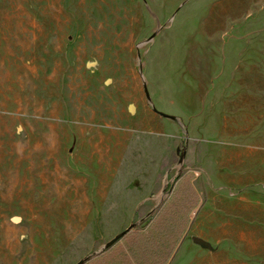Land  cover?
Here are the masks:
<instances>
[{"label": "rangeland", "instance_id": "rangeland-1", "mask_svg": "<svg viewBox=\"0 0 264 264\" xmlns=\"http://www.w3.org/2000/svg\"><path fill=\"white\" fill-rule=\"evenodd\" d=\"M113 178L142 228L189 180L187 264H264V0H0V264L97 253Z\"/></svg>", "mask_w": 264, "mask_h": 264}, {"label": "crops", "instance_id": "crops-1", "mask_svg": "<svg viewBox=\"0 0 264 264\" xmlns=\"http://www.w3.org/2000/svg\"><path fill=\"white\" fill-rule=\"evenodd\" d=\"M115 179L97 186L91 194L95 204L94 214L115 218L109 220L110 222L104 218H101L99 223L95 220L94 229L100 228L108 233H105L106 237L101 249L78 264H187L189 250L192 247L200 249L198 244L195 242L192 244L187 238L189 229L183 236L186 224L191 221L188 215L194 209L172 207L168 209L166 216L160 219L155 216L142 228L145 225L144 220L136 222L135 218L139 215V205L128 204L127 185L117 190L114 184L119 182ZM178 184L179 182L173 188V192ZM184 189L188 192L190 182L184 186ZM171 226H175L180 233L172 232ZM177 240L179 241L176 246ZM171 249L173 253L165 261Z\"/></svg>", "mask_w": 264, "mask_h": 264}, {"label": "trees", "instance_id": "trees-1", "mask_svg": "<svg viewBox=\"0 0 264 264\" xmlns=\"http://www.w3.org/2000/svg\"><path fill=\"white\" fill-rule=\"evenodd\" d=\"M187 184H189V180L186 178L185 180H183L181 182V185H178L176 187L175 192H173V195H172L170 201L166 204L164 209L160 212V214L158 216L159 219L162 216H166L168 209L175 207L178 204H180L181 207H186V208L188 207V205L192 204L193 206L191 208L194 207V204L192 203L194 199L191 198V196L189 194H185L187 192V190L184 189V186H187ZM178 241L179 240L176 241V246L178 244ZM172 251H173V249H171L169 251L165 261L170 258L171 254L173 253Z\"/></svg>", "mask_w": 264, "mask_h": 264}, {"label": "water", "instance_id": "water-1", "mask_svg": "<svg viewBox=\"0 0 264 264\" xmlns=\"http://www.w3.org/2000/svg\"><path fill=\"white\" fill-rule=\"evenodd\" d=\"M194 242H195L196 244H201V242H200L199 240H197V239H195Z\"/></svg>", "mask_w": 264, "mask_h": 264}]
</instances>
